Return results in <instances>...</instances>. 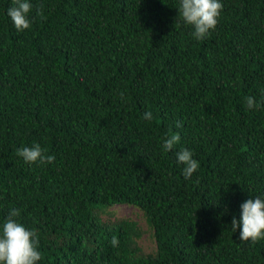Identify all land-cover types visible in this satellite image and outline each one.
I'll use <instances>...</instances> for the list:
<instances>
[{
    "label": "trees",
    "instance_id": "1",
    "mask_svg": "<svg viewBox=\"0 0 264 264\" xmlns=\"http://www.w3.org/2000/svg\"><path fill=\"white\" fill-rule=\"evenodd\" d=\"M30 2L17 31L0 0V225L20 210L38 264H264V240L231 226L264 198V103L245 102H264V0H222L203 40L180 0ZM170 133L181 140L166 152ZM35 143L56 160L17 156ZM181 148L200 164L190 179ZM121 204L141 211L154 253L135 221L99 216Z\"/></svg>",
    "mask_w": 264,
    "mask_h": 264
},
{
    "label": "clouds",
    "instance_id": "2",
    "mask_svg": "<svg viewBox=\"0 0 264 264\" xmlns=\"http://www.w3.org/2000/svg\"><path fill=\"white\" fill-rule=\"evenodd\" d=\"M224 5L222 0H180L179 16L183 21L193 27V37L196 40L207 38L211 31L217 27ZM33 4L30 0H13V6L8 9V16L11 18L17 31L29 29L32 25L31 13ZM37 16L43 17L42 7L36 9ZM121 100L124 93H120ZM246 107L249 110L259 109L262 103H258L252 96L245 98ZM143 119L151 121V111L143 114ZM177 127H182L177 122ZM181 137L178 133H170L163 141V149L166 152L172 151L179 143ZM17 156L21 157L28 164H51L56 160L55 155L48 154V150L35 143L33 146H22L16 150ZM177 160L184 165L183 175L190 179L199 169V161L187 148H181L176 152ZM242 215L239 220L233 218L232 230L240 229V240L256 243L264 240V198L256 197L248 199L241 204ZM21 212L12 208L2 225H0V264H38L43 254L39 250V236L35 229H28L17 217ZM118 239L113 237L111 244L118 246Z\"/></svg>",
    "mask_w": 264,
    "mask_h": 264
},
{
    "label": "rangeland",
    "instance_id": "3",
    "mask_svg": "<svg viewBox=\"0 0 264 264\" xmlns=\"http://www.w3.org/2000/svg\"><path fill=\"white\" fill-rule=\"evenodd\" d=\"M107 213H99L104 223L113 225L121 219L133 220L137 223L139 237L136 239V245L139 247L141 254L149 255L155 251V242L152 235V229L149 227L141 211L130 205H115L107 208Z\"/></svg>",
    "mask_w": 264,
    "mask_h": 264
}]
</instances>
